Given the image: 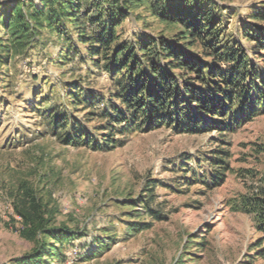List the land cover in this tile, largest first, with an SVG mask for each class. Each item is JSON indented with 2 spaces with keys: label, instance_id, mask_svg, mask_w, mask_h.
<instances>
[{
  "label": "trees",
  "instance_id": "16d2710c",
  "mask_svg": "<svg viewBox=\"0 0 264 264\" xmlns=\"http://www.w3.org/2000/svg\"><path fill=\"white\" fill-rule=\"evenodd\" d=\"M254 5L241 26L231 30L228 22L239 13L217 0H1L0 65L5 69L0 84L5 78L2 89L16 100L19 92L10 76L14 61L74 64L61 74L62 90L49 78L38 80L40 73L49 75L40 70L32 82L41 87H32L31 98L25 97L26 106L18 111L24 115L33 109L36 136L51 135L67 147L107 153L123 148L134 135L160 129L177 135L219 133L220 146L197 160L209 165L207 170L189 168V157L172 164L179 165L173 173L183 172L189 183L211 191L234 172L224 138L264 115V4ZM138 9L154 20L134 15ZM132 18L137 26L142 20V27L128 36L125 23ZM154 21L164 29L148 30ZM52 43H59L55 53ZM14 68L19 75L21 68ZM28 84L21 82L19 89ZM28 135L20 132L18 138ZM157 182L149 178L143 193L129 199L131 210L119 220L124 238L149 229L152 222L146 218H166L152 206ZM166 184L180 191L179 183ZM12 197L21 220L16 231L33 245L18 264L66 262L68 250L86 234L55 227L34 185L22 182ZM233 202L234 211L254 217L260 235L254 249L264 257V187ZM101 231L90 246L83 244L89 250L81 260L100 256L122 239L115 237L111 221ZM201 239L192 243L205 248Z\"/></svg>",
  "mask_w": 264,
  "mask_h": 264
},
{
  "label": "rangeland",
  "instance_id": "374dc122",
  "mask_svg": "<svg viewBox=\"0 0 264 264\" xmlns=\"http://www.w3.org/2000/svg\"><path fill=\"white\" fill-rule=\"evenodd\" d=\"M217 1L239 13L228 22L231 30L241 26L254 4H264V0ZM133 13L144 14L151 22L154 20L142 9ZM133 20L125 23L128 36L142 27V20L138 26ZM151 24L153 27L148 29L151 32L162 31L165 26L156 21ZM58 44L49 45L53 53ZM34 60L32 66L28 64L29 59L10 65V76L19 92L16 100L2 89L5 78L0 84V264H18L33 248L16 231L21 227V220L13 209L12 194L22 182L34 185L41 201L53 213L55 227L86 234L68 250L70 258L66 262L55 264H264V257L254 249L260 236L254 217L232 209L234 200L264 187V115L224 138L234 172L227 175L221 186L208 191L202 185L189 183L185 179L189 175L173 173L179 165L172 164L189 157V168L200 172L210 168L197 160L220 146L215 140L219 136L217 132L177 135L160 129L134 135L123 148L107 153L67 147L51 135L36 136L34 110L30 108L24 115L18 112L26 106L23 99L31 98L32 87H41L39 81L32 82L33 76L46 69L49 75L43 77L45 73H40L38 80L49 78L62 90V72H70L75 65L62 68L48 64L45 58ZM17 64L21 71L15 76ZM4 69L0 65V75ZM25 80L29 84L19 89ZM20 132L29 135L21 140ZM17 139L19 145H12ZM149 178L158 179L159 185L154 191L156 200L152 206L166 218H146L152 222L149 229L124 238L125 228L119 220L128 216L129 199L143 193ZM165 183H179L180 191L164 186ZM110 221L117 228L115 237L122 239L100 256L81 260L79 257L89 250L83 249V244L90 246L92 238L102 234L101 229ZM202 237L207 242L205 248L192 243V239L202 241Z\"/></svg>",
  "mask_w": 264,
  "mask_h": 264
}]
</instances>
